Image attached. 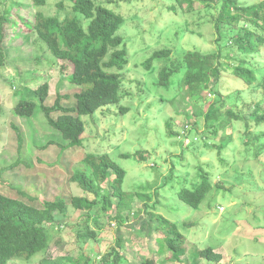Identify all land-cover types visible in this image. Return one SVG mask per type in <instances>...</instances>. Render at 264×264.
Here are the masks:
<instances>
[{
    "label": "rangeland",
    "instance_id": "obj_1",
    "mask_svg": "<svg viewBox=\"0 0 264 264\" xmlns=\"http://www.w3.org/2000/svg\"><path fill=\"white\" fill-rule=\"evenodd\" d=\"M28 1L31 2L0 0V16L12 8V4L17 6L11 9L14 20L10 31L0 21V37L7 33L3 45L5 47L7 43L8 47L7 65L0 70V89L4 83L35 86L46 82L49 86L47 105H52L60 93L69 95L62 102L65 106H72L75 102L73 95L79 87L70 84L65 73L56 66L46 44L37 39L34 32L26 30V22L20 20V17L30 20L37 11L47 16L57 14L56 2L60 0H49L44 6L30 5V8L25 4ZM106 1L96 0L97 3ZM258 1L239 0V3ZM63 3L68 11L70 1L64 0ZM17 4H22V10ZM105 5L124 16V23L118 31L124 37L129 54V62L122 71L124 97L118 104L99 108L93 117L82 116L84 132L80 136V145L59 155L61 148L58 144H67L61 134L40 112L30 117L15 116L12 113L13 89L6 88L4 93L0 91V193L18 198V191H24L36 200L22 199L36 206L41 200H53L58 196L66 199L72 195L80 196L82 190L69 181L77 168L75 166L86 153L107 154L126 172L122 184L125 192L139 190L141 185L146 191L154 192L151 207L141 211L139 217H132L120 233L128 247V258L137 262L150 258L157 264L164 263L166 250L152 254L159 248L156 233L149 235V229L152 230L157 223L150 220V213L154 211L173 222L186 237L185 264H264V124L254 127L252 123L247 128L245 122L233 120L216 136L201 140L197 131L207 130L205 119H201L197 131H188L187 128L196 119L193 111H203L206 116L211 108H217L218 105L213 103V91L207 100L192 106L188 100L176 99L181 73L172 76L167 86L156 84L160 66L166 60H155L149 69L142 65L155 50L163 48L171 50L168 59L174 61L188 50L222 49L221 61L228 71L222 74L219 89L225 95L232 93V98L225 104L222 102L219 112L223 116L219 120L226 117L229 107L242 114L251 113L254 105L260 102L264 108L262 77L258 79L259 84L256 80L246 85L231 74L236 61L230 59V34L223 33V41L218 42L221 34L215 27L220 0H183L181 5L177 0H119L117 4ZM171 5L177 7L176 12L169 9ZM78 17L86 28L87 20ZM247 59L254 64L257 74L264 75V46ZM25 90L20 93L26 95ZM121 106L129 109L121 113ZM57 115L55 113L53 117ZM15 127L21 132V144ZM223 145L219 156L218 149L213 146ZM255 150H260L258 158ZM138 151L149 152L146 160L134 155L129 158L120 156ZM24 162H29L30 166ZM198 164L208 165L206 169L212 174L213 188L194 208L182 202L177 191L182 179L193 178ZM139 206L144 208L142 202ZM91 214L89 224L93 226L94 219H99L102 226L96 241L84 243L77 238L78 224L85 215L68 205L65 213L58 214L56 223L49 228L47 254L37 253L29 261L13 258L7 264H40L41 260H47L46 264L57 260L62 263L66 256L76 259V262L67 261V264H83L88 256L91 258L88 264H96L100 254L115 244L118 232L115 221L107 218V215H114V209L105 211L104 215L96 210ZM142 224L145 229L140 228ZM134 246L148 250V253L143 256L132 251ZM206 247L221 253L222 260L214 262L199 256V251Z\"/></svg>",
    "mask_w": 264,
    "mask_h": 264
},
{
    "label": "trees",
    "instance_id": "obj_2",
    "mask_svg": "<svg viewBox=\"0 0 264 264\" xmlns=\"http://www.w3.org/2000/svg\"><path fill=\"white\" fill-rule=\"evenodd\" d=\"M30 1L25 3L29 8L30 5L44 6L49 0ZM63 1L56 2L57 14L47 16L37 11L30 20H25L23 17H20V20L26 22V30L34 32L37 39L46 44L47 49L55 58L56 66L65 73L70 84L79 87V91L73 95L74 105L65 106L62 101L68 99L69 95L60 93L56 95L52 105H47L49 86L46 82L35 86L26 84H24L25 86L23 84L14 86L4 83L3 89H0L3 93L6 88L9 91L13 89L12 113L15 116L30 117L36 112H40L48 124L61 134L67 144L66 146L62 143L58 144L61 148L59 155L80 145V136L84 132L82 116L93 117L99 108L118 104L120 98L124 97L125 82L122 71L126 69L129 62L124 37L118 33L124 23V16L119 11H113L105 5V3L113 2L117 4L119 0L98 3L96 0H69L68 11H66ZM177 1L180 5L183 2V0ZM13 5H11L12 8L9 7L10 9L2 12L0 16L1 23L5 24L6 28H10L7 31L11 30V23L14 20L11 9L17 6ZM220 5L219 13L215 17V27L221 34L218 42L220 40L222 42L224 36L230 34L229 38L232 42L230 51L234 56H230V59L233 58L236 61L231 74L246 85H251L261 77L262 84H264V75L257 74L254 64L247 59L248 56L253 57L255 53L260 52L264 46V0L252 4H240L239 0H220ZM18 6L22 10V4ZM169 9L177 11L175 5H171ZM62 10L64 12H61ZM78 16L87 20L86 28ZM6 35L5 32V37H0V70L7 65L8 47L7 43L5 47L3 45ZM222 51V49L205 52L188 50L174 61L168 59L171 50L163 48L155 50L142 63L143 68L149 69L155 60H166L165 64L160 66L156 84L167 86L172 76L181 73V77H178L175 96L176 99L190 101L192 106L207 100V96L209 97L211 94L210 91H213L215 95L213 103L218 105L217 108L215 110L211 108L206 116L203 111H193L196 119L187 128L188 131L192 129L197 131L199 128L197 126L202 123L201 119H205L204 125L207 130L197 131V136L201 134V140L205 137L216 136L233 120L245 122L247 128L252 123L254 127L264 124L262 102L255 104L253 111L249 114H242L241 111L236 112L229 107L226 117L219 120L223 116L219 112L222 102L225 104L232 98V93L225 95L219 89L222 74L224 71H228L221 61ZM260 82L258 80L257 84ZM23 90L26 95L20 93ZM232 102L234 104V101ZM120 109L123 113L129 108L121 106ZM1 111L0 105V113ZM55 113H58L56 118L53 117ZM15 130L18 142L21 144L23 141L21 132L16 127ZM204 145L207 146V144ZM224 146H213L218 149L219 156L221 154L219 151ZM259 153L260 150H255L257 158ZM148 154V151H138L135 154L124 153L120 156L129 158L134 155L140 160H146ZM192 156L195 155L192 154ZM188 159L191 160V158ZM27 163L26 165L29 167L30 163ZM197 166L193 178L191 180H188L189 177L182 179L181 187L177 191L178 198L194 208L200 205L213 188L212 174L206 169L208 165L198 164ZM75 167L77 168L73 171L69 181L82 190L80 196L72 195L68 199L58 196L53 200H38L40 204L36 206L22 199V197H26L28 201L32 202L35 199L24 191H18L20 194L18 198L0 193V264H7L13 258H23L22 260L29 261L37 253L47 254L50 243L49 228L56 223L58 214L65 213L68 205L83 211L85 215V219L78 224L76 234L77 238L84 243L90 240L96 241L100 233L98 231L102 228L99 219H94L93 226L89 224L93 216L91 212L101 211L104 215L105 211L114 209V215H107V218L115 221L118 232L115 244L100 254L96 264H157L150 258H143L141 262L128 258V247L125 245L124 237L120 234L132 217H139L141 211L151 207L150 201L153 200L154 192L146 191L142 185L138 187L139 190L132 193L125 192L122 184L126 172L107 154L86 153ZM9 186L13 187L11 183ZM15 189L18 190V188ZM140 202L143 203L144 208L139 206ZM150 220L157 223L152 230L149 229V235L156 233V240L159 244L158 250H153L152 254H160L166 250L167 254L162 264H167V262L185 264L183 256L186 253V237L178 231L173 222L161 214L152 211ZM140 228L145 229L143 224ZM131 250L142 253L143 256L148 253V250L137 249L135 246ZM199 256L214 262H220L223 258V255L215 252L212 247H206L199 251ZM90 260L91 258L88 256L83 264H88ZM58 261H48V263L67 264V261L76 262V259L66 256L62 263ZM46 262L47 260H41L40 264H46Z\"/></svg>",
    "mask_w": 264,
    "mask_h": 264
}]
</instances>
